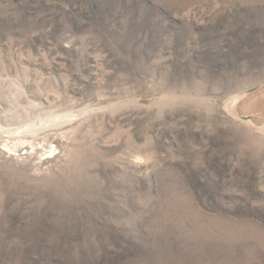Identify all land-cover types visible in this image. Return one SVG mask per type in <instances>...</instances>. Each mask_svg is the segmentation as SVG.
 I'll list each match as a JSON object with an SVG mask.
<instances>
[{
  "label": "rangeland",
  "instance_id": "obj_1",
  "mask_svg": "<svg viewBox=\"0 0 264 264\" xmlns=\"http://www.w3.org/2000/svg\"><path fill=\"white\" fill-rule=\"evenodd\" d=\"M262 88L264 0H0V264H264Z\"/></svg>",
  "mask_w": 264,
  "mask_h": 264
},
{
  "label": "bare ground",
  "instance_id": "obj_2",
  "mask_svg": "<svg viewBox=\"0 0 264 264\" xmlns=\"http://www.w3.org/2000/svg\"><path fill=\"white\" fill-rule=\"evenodd\" d=\"M228 109L237 115L256 114L264 111V88L252 94L235 98L228 105Z\"/></svg>",
  "mask_w": 264,
  "mask_h": 264
}]
</instances>
